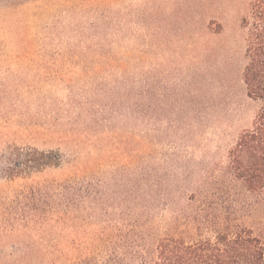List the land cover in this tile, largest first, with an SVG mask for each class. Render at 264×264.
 Segmentation results:
<instances>
[{"label":"rangeland","instance_id":"rangeland-1","mask_svg":"<svg viewBox=\"0 0 264 264\" xmlns=\"http://www.w3.org/2000/svg\"><path fill=\"white\" fill-rule=\"evenodd\" d=\"M255 2L0 0V264H75L117 246L140 215L136 184L163 182L158 235L194 234L191 217L215 204L259 224L256 198L228 181L229 151L260 107L244 81ZM37 152L50 162L9 180ZM51 182L81 188L74 221L7 224Z\"/></svg>","mask_w":264,"mask_h":264},{"label":"trees","instance_id":"trees-1","mask_svg":"<svg viewBox=\"0 0 264 264\" xmlns=\"http://www.w3.org/2000/svg\"><path fill=\"white\" fill-rule=\"evenodd\" d=\"M251 15L253 24L247 35L248 64L244 72V81L249 96L259 101L260 107L252 128L243 132L229 151L231 168L228 181L231 186L238 185L249 193L248 195L256 198L257 206L262 207L259 224L253 227L241 221L246 217L245 213H249L247 216H250L251 209L247 212L242 206L237 210H229V207L221 212L220 209H216L218 205L213 203L214 209L204 211L200 216L191 217L196 223L194 234L192 231H181L158 235L153 231L152 223L155 220L153 210L162 207L166 202L163 182L150 183L145 193H141L144 186L136 184L133 195L137 200L136 209L140 215L135 218L139 220L134 219L131 231H128L129 236L114 246L115 243L112 242L114 235H108L107 239L114 247L108 249L105 245L99 250L91 246L89 254H92V257L78 260L75 264H95L96 258L102 254V249H107L108 253L104 259L101 258L99 264H264V0H256ZM243 23L247 22L243 20ZM91 46L96 48L104 44L98 45L93 41ZM48 155L28 153L25 155L23 171H15L16 167L7 169L9 180L18 173L34 171L47 164L50 162ZM222 181L216 183L217 190L222 189L219 185ZM53 187L58 191L49 195ZM28 191L31 192L30 202L7 224L14 225L21 221L26 227L47 225L65 229L74 221L69 207H73L76 202L79 207L78 203L83 198L81 188H74L71 185L64 187L58 182L47 183L44 188L30 187ZM67 192H71L72 197L65 201ZM62 206L65 210L61 209ZM219 207L223 209L222 206ZM179 220L180 217L177 216L173 222L177 223ZM63 252L55 245L52 254L54 261H60L64 256ZM3 264H19V261L9 259V263Z\"/></svg>","mask_w":264,"mask_h":264}]
</instances>
